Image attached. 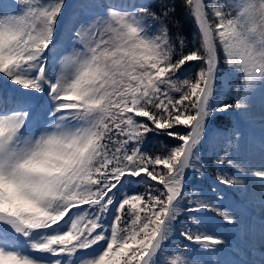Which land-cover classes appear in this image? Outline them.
I'll list each match as a JSON object with an SVG mask.
<instances>
[{
    "label": "snow or ice",
    "instance_id": "6c2138e0",
    "mask_svg": "<svg viewBox=\"0 0 264 264\" xmlns=\"http://www.w3.org/2000/svg\"><path fill=\"white\" fill-rule=\"evenodd\" d=\"M183 3L198 31L187 51L169 34L167 2L157 12L150 3L0 0V264H169L174 232L188 243L172 245L170 264H264V254L223 259L229 241L205 218L239 227L218 185L244 188L251 177L264 189V163L241 159L249 142L238 129L221 130L213 146L218 185L198 187L211 125L247 109L264 81V0ZM217 42L240 78L232 103L218 99ZM190 64L195 77L182 79ZM150 134L176 143L153 155ZM255 147L264 161V135ZM259 238L264 247V223Z\"/></svg>",
    "mask_w": 264,
    "mask_h": 264
},
{
    "label": "rangeland",
    "instance_id": "374dc122",
    "mask_svg": "<svg viewBox=\"0 0 264 264\" xmlns=\"http://www.w3.org/2000/svg\"><path fill=\"white\" fill-rule=\"evenodd\" d=\"M75 1L76 0H72V3H75ZM149 1H152V0H149ZM162 2H164V1L163 0L157 1L156 3H160V6L159 7L155 6L153 8H156V10L159 11L161 8ZM217 2L226 7L229 3H233V0H217ZM206 3L211 4L212 0H206ZM156 10H154V11H156ZM96 12H102V10H96ZM96 12L88 13L86 15L85 14L78 15L76 17V22H79V21L85 20V19H89L91 16L96 15ZM173 39H175V38H173ZM185 40L187 41V39H185ZM187 44H188V41H187ZM196 44L197 43L192 45V47L197 46ZM192 47H190V45H187V48L185 50L187 51L189 48H192ZM221 49H222V47H221ZM222 52H223V49H222ZM224 62H225L224 64L226 66H224V67L221 66V69L223 71H226V73L223 75L222 70L218 69V77L220 78L222 86H223V90L219 92L218 99L221 102L226 101L228 103H232L233 102V96H234V88L240 82V78L235 72H233L231 69H229L227 67V60H226L225 56H224ZM191 69H192V66L188 65L186 67V69L183 70V72L181 74V78L183 79L186 77H191V75H189V70H191ZM263 100H264V81H258L252 87L250 99L248 102L249 103L248 108L243 109V110H237L236 109L235 114L244 120H250L249 123L254 125V126H258V127L264 126V120H263L264 119L263 118L264 113H263V109H262L263 108V106H262ZM221 123H226L227 129L230 130L229 129L230 122L228 120H221ZM219 124H220V120H219ZM217 129H218V126L216 125V123H213L210 127V130H209V139L205 145L204 155L206 153V150L208 152H210V150L213 149L214 144H217V142L218 143L220 142V139L217 136ZM42 130H43L42 127L39 129V131H37L34 128L32 131L27 133V135H32V134L38 135V134H40V131H42ZM242 134L244 137H246V135L244 133H242ZM253 138L254 137H248L249 145L247 147L242 146L241 152H240V157H241V159L249 162L252 165V167L259 168L261 166V164L264 163V161H262L261 157L258 156V152L256 151V147H255V143H254ZM255 155H256V157H255ZM205 167L210 168V166H208L207 164L205 165ZM231 189L233 191L234 190L237 191L241 196H244V197L250 198V199H255V198L257 199L258 197H261V193H262L260 181L259 180H252L251 177L247 178L246 186L244 188L235 187V188H231ZM221 206L226 208V209L231 207L230 205H227V204H221ZM237 212L239 215V227H236L235 231L237 232L239 237L246 242H249V240H254L255 237L257 238V236H259V230H257L255 224L251 220H249V218L247 216H245L243 214L244 212H242L240 210H237ZM212 231L213 232H211V233L213 235H219V236L223 237L222 232H220L216 229L215 230L212 229ZM173 236L180 237L176 233H174ZM33 240H36V239L33 238ZM229 245L231 247H233L234 249H237V247H238L233 242H230ZM25 247L26 246L22 245V244L18 245L19 250L22 252H27L28 249ZM251 256L256 258V256H254V255H251Z\"/></svg>",
    "mask_w": 264,
    "mask_h": 264
},
{
    "label": "trees",
    "instance_id": "16d2710c",
    "mask_svg": "<svg viewBox=\"0 0 264 264\" xmlns=\"http://www.w3.org/2000/svg\"><path fill=\"white\" fill-rule=\"evenodd\" d=\"M165 2H167L172 7L175 8L174 15L167 21V27L169 29L170 36L172 38H176L177 34H179L185 39H187V37L192 39L194 37L195 23L193 18L191 16L190 17L188 16V13L184 7L183 0H165ZM185 29H187L188 31L183 32ZM220 54H221L220 57L223 58L221 51ZM196 72H197L196 70L193 71L192 78L195 77ZM166 142L171 146L175 145L174 143H171V140L169 139H167ZM163 149H164L163 147L159 146L157 142H155V147L150 149L149 152H151L153 155L164 154Z\"/></svg>",
    "mask_w": 264,
    "mask_h": 264
},
{
    "label": "bare ground",
    "instance_id": "6f19581e",
    "mask_svg": "<svg viewBox=\"0 0 264 264\" xmlns=\"http://www.w3.org/2000/svg\"><path fill=\"white\" fill-rule=\"evenodd\" d=\"M259 211H262V209H261V208H259ZM255 241H257V239H255Z\"/></svg>",
    "mask_w": 264,
    "mask_h": 264
}]
</instances>
